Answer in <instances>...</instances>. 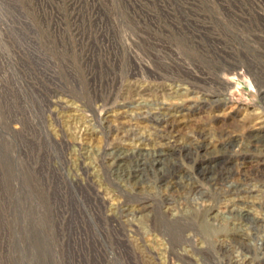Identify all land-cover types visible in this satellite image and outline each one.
I'll use <instances>...</instances> for the list:
<instances>
[{
  "label": "bare ground",
  "instance_id": "bare-ground-1",
  "mask_svg": "<svg viewBox=\"0 0 264 264\" xmlns=\"http://www.w3.org/2000/svg\"><path fill=\"white\" fill-rule=\"evenodd\" d=\"M168 1L160 9L154 5L157 13L152 15L137 11L138 2L118 14L106 11L119 5L115 0H75L73 10L79 11L72 18V37L78 39L81 75L70 65V47L44 42L59 58L71 87H87V96L78 98L85 110L93 112L110 95L125 104L143 98L148 103L143 119L152 136L140 135L141 146L130 152L116 143L107 146L96 154L94 174L85 150L76 149L77 167L68 168L72 154L67 137L52 139L45 132L52 86L62 84L52 57L33 40L32 30L30 36L13 33L21 56L43 77L37 78L40 88L14 86L25 117L21 128L26 136L19 142L29 182L25 189L38 207L12 205L7 174H0V264H156L157 248L146 244L136 223L146 211L151 230L165 237L167 264H264V226L249 217L252 209L264 214V202L250 200L264 186V110L258 129L245 122L213 135L207 126L199 127L181 142L170 116L192 111L194 105L163 103L166 91L173 93L181 84L201 95L197 107L211 102L210 95H231L227 80L244 69L264 105V0H214L210 16L193 11L198 3ZM121 17L127 26L116 21ZM42 23L53 26L55 35L64 33L58 15ZM175 41L196 51L199 60L179 52ZM143 83L162 86L150 91ZM213 88L218 94L209 93ZM217 102L225 105L226 99ZM28 119L32 128L25 126ZM105 134L119 139L121 132L108 128ZM164 139L169 140L166 146L160 143ZM206 140L215 141L214 152L207 150ZM197 200L207 203L205 209L194 206ZM222 204L233 216V229L205 234L203 226ZM246 230L261 242V257L247 244Z\"/></svg>",
  "mask_w": 264,
  "mask_h": 264
},
{
  "label": "rangeland",
  "instance_id": "rangeland-1",
  "mask_svg": "<svg viewBox=\"0 0 264 264\" xmlns=\"http://www.w3.org/2000/svg\"><path fill=\"white\" fill-rule=\"evenodd\" d=\"M102 1L111 2L113 0ZM115 1L119 5H117V7L109 5V9L106 8V11H113L115 13L117 10L116 12H118V14H122L126 12L127 6L132 9V3L138 2L141 4L137 5L139 9H137V11L153 15L157 13V9L154 5H158V9H160L162 8L161 2L168 0ZM181 1H192L191 3H195L194 5L198 3V6H195L196 8H194L193 11L198 10L206 16H210L214 13V6L212 3L214 0ZM73 2H75V0H0V174L2 177L7 174L8 181L6 188L11 195L9 202L17 207L25 203L28 204V206L31 204L32 208H37L38 201L35 202V199L30 200L33 197H31L25 189L29 182L26 180L23 157L19 150V142L26 136L22 129V121L25 120V117L22 115V104L14 92H17L14 86L29 83L30 85H35L40 88L39 85H41V83H39L40 80L37 78L43 79V77L38 73L36 68L30 65L29 59H27L24 54L21 56L22 49H18V45L15 39H13V33L15 31L18 32L21 30L19 32L26 33L29 36L30 30L34 32L33 40L38 43L42 51L44 50L43 52H47L49 58L52 57V66L55 64L53 69H55L57 76L59 74L57 78L60 77L59 79H61L60 81L62 84L59 85L58 88L52 86V89L55 90L54 97H50L52 113L46 115L44 127L46 134L52 139L58 138L61 135L67 137L72 154L70 156L72 162L68 168L74 169L77 167L76 149L81 148L89 154V163H92H90V173L94 174L97 172L98 168L93 163L97 156L96 154L101 150L116 143L122 150L130 152L141 146L136 138H139L140 135V137L144 136L150 138L154 133L151 131L146 120L143 119L146 116V109L143 106L148 105L146 100H144L145 98L131 105L125 104V102L110 95L105 97L104 102H100L95 106L93 112L85 110L78 98L87 96V87L82 86L81 89L78 90L74 86L71 87L72 85L65 80L67 78L63 76L64 70L61 69L62 65L59 58L53 55V52L51 53L46 50L44 42L48 43L49 46H51V42L55 43L56 47L66 44L68 50L69 47L72 49V54L74 56V58L69 60L70 65L74 66V69L80 75L83 74V69L79 62L81 55L78 47V39L75 38L74 40V36L72 35V23L74 22L72 18L79 11L78 9L73 10ZM146 3L150 5L148 6ZM55 15H58L60 20H62L63 37L57 34L55 35L53 26L43 25L42 23L44 21L49 22V19ZM116 21L118 23L122 22L127 26L124 17L120 19L116 18ZM140 29H143L142 25ZM60 38H62L63 44L60 42ZM174 44L177 45L178 51L183 55L199 60L196 51L186 48L184 45L179 44L178 41H175ZM238 71L239 74L237 76H230L227 80L230 85V92H232L231 95L226 97L210 95L209 99L211 102L202 104L199 107L196 105L199 104L198 102L201 99V95L198 92H192V90H190L191 87L187 84H181L175 87L173 93L166 91L168 95L163 99V103L166 106L181 104L194 105L192 111L188 110L176 114L173 112L172 116H170L171 121L175 125L174 134L178 140L182 142L185 139H189L193 131L199 127L207 126L209 131L214 135L224 128V126L238 128L245 122H250L251 126L255 129L262 126L263 120L261 119V112L264 110V105L259 98L258 90L254 86L251 77L246 74L244 69H239ZM161 79L170 78L164 77ZM161 86L162 84L159 83L152 85L143 83V88L150 91L159 90ZM209 93L218 94V89L213 88ZM216 99H218V101H224L226 99V104L221 105L220 102L215 103ZM53 114H56L57 123L54 122ZM32 125L31 119H28L25 123V126L28 128H32ZM108 128L119 129L121 132L119 139H117V137L115 138V134L106 138L105 130ZM123 132H134L136 137H125L126 135L124 136ZM30 139L33 140L32 138ZM157 141H159V139ZM170 141H173V139H170ZM167 142H169V140L164 139L160 143L166 146ZM206 142L208 143L207 150L214 152L216 150L215 141L206 140ZM3 160L7 162H5V165L2 163ZM251 195L253 196L250 199L251 201L264 202V186H258ZM24 198L27 199L25 200ZM115 204L116 201L112 203L111 207H115ZM194 206L203 210L207 206V203L197 200ZM150 216V211H146L139 216L136 223L139 224L142 230V237L146 244L157 248L158 257L156 264H167L169 258L165 253L167 248L165 237L151 230ZM201 216L202 213L200 214V217ZM249 217L260 221V224L264 226V214L261 211L252 209ZM234 224L233 216L228 213L226 204H222L219 206L217 212H215V218L211 222L205 224L203 229L205 234L209 235L212 234L211 232H225L233 229ZM245 233L248 238L246 241L247 244L254 250V254H256L257 257H261L260 251L258 250L260 249L261 242L251 238L252 232L250 230H246ZM197 245L198 248L202 246L200 242H198ZM192 259L195 260L196 263L200 262V257L197 255H192Z\"/></svg>",
  "mask_w": 264,
  "mask_h": 264
}]
</instances>
